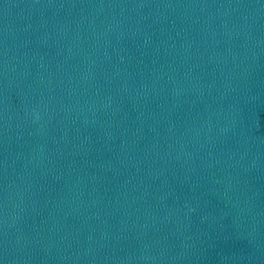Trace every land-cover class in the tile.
<instances>
[{"label":"water","instance_id":"obj_1","mask_svg":"<svg viewBox=\"0 0 264 264\" xmlns=\"http://www.w3.org/2000/svg\"><path fill=\"white\" fill-rule=\"evenodd\" d=\"M0 264H264V0H0Z\"/></svg>","mask_w":264,"mask_h":264}]
</instances>
